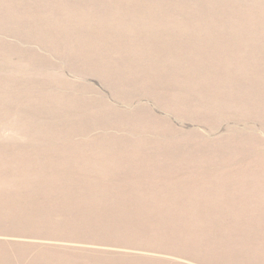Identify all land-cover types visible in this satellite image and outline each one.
I'll use <instances>...</instances> for the list:
<instances>
[{"label": "rangeland", "instance_id": "1", "mask_svg": "<svg viewBox=\"0 0 264 264\" xmlns=\"http://www.w3.org/2000/svg\"><path fill=\"white\" fill-rule=\"evenodd\" d=\"M0 264H264V0H0Z\"/></svg>", "mask_w": 264, "mask_h": 264}]
</instances>
